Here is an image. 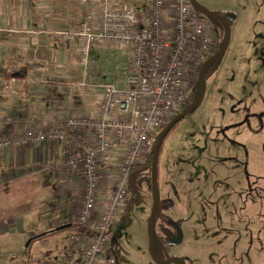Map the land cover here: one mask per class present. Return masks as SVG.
Instances as JSON below:
<instances>
[{"label":"rangeland","instance_id":"1","mask_svg":"<svg viewBox=\"0 0 264 264\" xmlns=\"http://www.w3.org/2000/svg\"><path fill=\"white\" fill-rule=\"evenodd\" d=\"M195 1L231 17L230 40L205 74L200 105L163 140L159 212L182 235L166 251L186 264H264V0ZM129 2L143 6L148 0ZM215 33L218 43L222 30ZM195 81L190 79L188 88ZM29 195L0 201V217L6 216L0 223V264L51 258L50 252L58 253L68 241L70 230H64L48 238L43 249L39 243L26 247L29 237L16 232L13 219L31 216ZM140 198L110 229L105 254L115 264H156L148 253L152 196L143 191ZM34 216L26 219L27 232L37 228ZM75 219L67 221L76 226ZM163 224L157 233L171 231Z\"/></svg>","mask_w":264,"mask_h":264},{"label":"built area","instance_id":"2","mask_svg":"<svg viewBox=\"0 0 264 264\" xmlns=\"http://www.w3.org/2000/svg\"><path fill=\"white\" fill-rule=\"evenodd\" d=\"M80 3L82 19L63 33L64 41L75 45L83 63L93 47L120 50L126 64L116 69L123 83L101 86L97 118L0 135V150L46 140L71 147L64 166L82 180L75 225L85 232L69 236L62 263L115 264L105 252L110 229L128 205L130 169L149 159L157 133L187 106L189 80L215 53L217 39L213 24L189 0H148L143 9L118 0Z\"/></svg>","mask_w":264,"mask_h":264},{"label":"crops","instance_id":"3","mask_svg":"<svg viewBox=\"0 0 264 264\" xmlns=\"http://www.w3.org/2000/svg\"><path fill=\"white\" fill-rule=\"evenodd\" d=\"M118 1L136 9L145 6ZM82 8L80 0H0L1 136L27 128H55L70 118L95 119L101 86L123 83L116 69L118 63L126 64L120 50L93 47L83 63L75 54V45L64 41L63 33L81 21ZM71 151L64 143L51 140L0 150V201L7 204L21 199L16 195L30 193L25 197L32 211L28 218L35 212L37 228L27 232V217L13 219L16 232L29 237L26 247L39 243L43 249L48 238L69 228L67 218L77 215L82 180L67 174L64 166ZM74 233L70 231L68 239ZM68 243L58 253L51 251V258L38 255L29 264H63Z\"/></svg>","mask_w":264,"mask_h":264},{"label":"water","instance_id":"4","mask_svg":"<svg viewBox=\"0 0 264 264\" xmlns=\"http://www.w3.org/2000/svg\"><path fill=\"white\" fill-rule=\"evenodd\" d=\"M192 7L202 16L208 19H214L218 21L224 31V39L221 47L213 53L210 57H208L199 67L198 69V83H199V92L196 97V99L187 105L183 110L175 114L169 122L164 126V128L158 133L154 140V145L151 153V162H150V168H151V174H150V185L152 190V204H151V210L150 215L148 219V253L150 255L151 260L156 264H171L173 262H176L177 264H185L184 260L179 257H170L166 260H160L158 259L153 251V236L155 231V222L156 217L159 209L160 204V192L157 185V162L159 157V152L161 145L163 143L164 138L167 136V134L170 132V130L179 123L185 116L192 113L201 103L204 97L205 92V80H204V72L207 66L217 60L226 50L229 40H230V24L228 22L227 17H223L221 15H217L214 13L209 12L206 10L203 6H201L199 3H197L195 0H189ZM65 227H60L58 230H63ZM68 228V227H67ZM182 235L179 231V235L176 238H172L168 241V245H177L181 242Z\"/></svg>","mask_w":264,"mask_h":264},{"label":"trees","instance_id":"5","mask_svg":"<svg viewBox=\"0 0 264 264\" xmlns=\"http://www.w3.org/2000/svg\"><path fill=\"white\" fill-rule=\"evenodd\" d=\"M219 15H221L223 17H227L229 24H231V17L229 15L228 16L226 14H219ZM209 20L213 24L215 29L220 28L222 30V37H221L220 41L217 43V46L215 48V52H216L221 47V45L223 43L224 31H223L222 25L218 21H216L214 19H209ZM217 60L210 63L207 66V68L205 69L204 80H205V74H206L207 70ZM198 92H199V83H198V78H197L195 81V84L193 85V89H191V93H190V97H189V101H188L187 105H189L190 103H192L196 99ZM155 138H154V140H155ZM161 150H162V145L160 148L159 156H160ZM158 160H159V157H158ZM150 162H151V156L149 157V159L145 163L136 165L130 169L129 176H128V183H127L128 184V195H129L128 196V205H127L123 214H125L128 211L130 204L138 203L141 201V198H140L141 192L147 191L152 196V190H151V185H150V174H151ZM157 185H158V162H157ZM161 204H162V201H160L159 209H158V213H157V217H156V222H155V231H154V236H153V250H154L155 256L158 259L162 260V259H166L168 256H170V254L168 253V251H166V249L169 247V245L166 241L168 238V235H169V231L163 230V229L161 230L160 233H157V231H156V228H157V225L159 222H162L164 224H167V222H168L167 218L160 215L159 210L161 208ZM67 230L75 231L77 233L85 232L84 228L77 227V226L72 227L71 225L69 226V228Z\"/></svg>","mask_w":264,"mask_h":264},{"label":"flooded vegetation","instance_id":"6","mask_svg":"<svg viewBox=\"0 0 264 264\" xmlns=\"http://www.w3.org/2000/svg\"><path fill=\"white\" fill-rule=\"evenodd\" d=\"M167 224L169 225V227H170V232H169V235H168V238H167V243H168V241L170 240V239H172V238H176V237H178V235H179V229H178V227L177 226H175V225H171L172 223L171 222H169V220H168V222H167ZM167 224H163V225H166L167 226ZM154 251V250H153ZM170 257H177V256H173V255H170V256H168L166 259H168V258H170ZM166 259H162V260H166ZM173 263H176V262H173ZM186 264V263H185Z\"/></svg>","mask_w":264,"mask_h":264}]
</instances>
